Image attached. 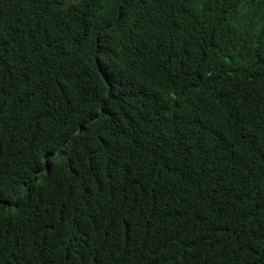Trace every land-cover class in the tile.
Wrapping results in <instances>:
<instances>
[{
	"label": "trees",
	"instance_id": "trees-1",
	"mask_svg": "<svg viewBox=\"0 0 264 264\" xmlns=\"http://www.w3.org/2000/svg\"><path fill=\"white\" fill-rule=\"evenodd\" d=\"M262 24L264 0H0V264H264Z\"/></svg>",
	"mask_w": 264,
	"mask_h": 264
},
{
	"label": "snow or ice",
	"instance_id": "snow-or-ice-1",
	"mask_svg": "<svg viewBox=\"0 0 264 264\" xmlns=\"http://www.w3.org/2000/svg\"><path fill=\"white\" fill-rule=\"evenodd\" d=\"M100 2L103 5H107V3H109V0H100ZM207 0H191V4L192 5H197V4H203L206 3ZM236 2V0H221V3H229V4H234ZM241 3H246L247 0H240ZM241 27H244L243 24L240 25ZM261 30L264 31V24H262L261 26ZM47 161L46 160H41V158L39 157V155H37L34 158V163H33V167L34 169L37 171V174L39 175L40 172L44 171L45 166L47 165ZM49 173L51 172V169H48ZM51 177L49 176V182H50ZM3 184V180H0V185ZM33 191H35V189H33ZM25 193L28 194L30 196V193L28 192L27 186H25ZM264 227V226H262Z\"/></svg>",
	"mask_w": 264,
	"mask_h": 264
}]
</instances>
